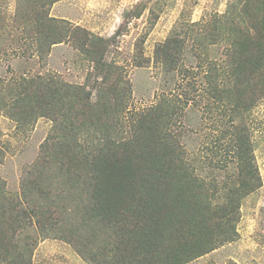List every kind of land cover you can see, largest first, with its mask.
Returning a JSON list of instances; mask_svg holds the SVG:
<instances>
[{
	"label": "trees",
	"instance_id": "16d2710c",
	"mask_svg": "<svg viewBox=\"0 0 264 264\" xmlns=\"http://www.w3.org/2000/svg\"><path fill=\"white\" fill-rule=\"evenodd\" d=\"M57 1L18 0L0 42L23 46L27 62L68 43L88 65L79 83L47 70L0 74V115L20 128L40 117L54 122L21 196L0 180V264H32L30 240L48 237L69 242L88 264H191L237 239L242 201L263 183L248 120L264 97V0H232L203 30L175 31L152 56L167 77L185 71L207 104L222 108L218 139L227 137L233 162L222 181L218 144L190 155L172 132L182 114L172 99L125 125L131 84L109 58L113 41L51 16Z\"/></svg>",
	"mask_w": 264,
	"mask_h": 264
},
{
	"label": "rangeland",
	"instance_id": "374dc122",
	"mask_svg": "<svg viewBox=\"0 0 264 264\" xmlns=\"http://www.w3.org/2000/svg\"><path fill=\"white\" fill-rule=\"evenodd\" d=\"M231 1L59 0L51 6L50 15L113 41L109 58L116 59L122 66L131 84L129 111L124 118L126 126L135 118L136 111L156 106L163 96L172 99L182 106L180 118L171 126L172 132L190 155L210 154V147L218 144L221 152L217 159H221V164L217 179L222 181L233 172L231 154L222 143L227 137L218 139L224 127L222 108L214 103L207 104L202 98V86L196 85L199 87L194 90L188 84L192 77L185 71H176L167 77L152 56L158 44L175 31L184 34L190 26L203 30V25L215 15L224 13ZM17 4L18 0H0V23L5 25L0 33L1 43L8 41ZM120 27L123 32L118 35L116 32ZM13 47L0 46V74L6 79L23 70L56 72L63 79L77 83L86 79L88 65L71 44L54 45L46 59L40 62H27L22 58L24 47ZM189 95L193 99L185 103ZM53 123L48 117H40L34 124L20 128L7 115H0V151L3 155L0 180L9 196H21V185L23 179L28 178V172L34 179L35 173L30 170L38 164L36 159L42 146L48 143L50 134H54ZM248 123L263 183L242 201L237 239L191 264H264V97L252 110ZM31 241L34 246L32 264H88L65 240L48 237Z\"/></svg>",
	"mask_w": 264,
	"mask_h": 264
}]
</instances>
